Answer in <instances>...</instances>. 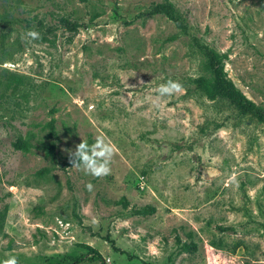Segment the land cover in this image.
Returning <instances> with one entry per match:
<instances>
[{
	"label": "rangeland",
	"instance_id": "rangeland-1",
	"mask_svg": "<svg viewBox=\"0 0 264 264\" xmlns=\"http://www.w3.org/2000/svg\"><path fill=\"white\" fill-rule=\"evenodd\" d=\"M205 46L264 109V0H0V264L88 246L104 264H262L264 122L194 85ZM168 80L182 90L156 107ZM98 136L116 149L102 178L66 163Z\"/></svg>",
	"mask_w": 264,
	"mask_h": 264
},
{
	"label": "trees",
	"instance_id": "trees-1",
	"mask_svg": "<svg viewBox=\"0 0 264 264\" xmlns=\"http://www.w3.org/2000/svg\"><path fill=\"white\" fill-rule=\"evenodd\" d=\"M156 10L163 11L170 18H172L178 25V28L185 30L186 24L182 19L175 14L167 4H159L155 6ZM77 23L72 22L71 27H75ZM43 38V37H41ZM202 52V69L204 74L193 79L194 85L210 97L219 96L229 100L239 113L248 114L260 121L264 122V109L256 106L254 102L233 82L226 76L223 67L221 54L209 47L201 49ZM53 131L50 130V136H53ZM16 147H23L24 144L20 140L13 142ZM51 156H53L54 142L50 141L44 146ZM70 164L69 159L66 161ZM188 249L194 250L195 245L189 244ZM82 257H87L90 260L98 259L101 264H104L99 253L91 246L87 250L78 255L69 256V262L74 263L79 261ZM149 264V263H144Z\"/></svg>",
	"mask_w": 264,
	"mask_h": 264
},
{
	"label": "clouds",
	"instance_id": "clouds-1",
	"mask_svg": "<svg viewBox=\"0 0 264 264\" xmlns=\"http://www.w3.org/2000/svg\"><path fill=\"white\" fill-rule=\"evenodd\" d=\"M39 33L35 30H29L25 33V37L30 40L39 38ZM182 90V84L179 81L168 80L161 84L157 89L158 97L156 107H159V99L166 96H172ZM116 152L115 146L109 139L104 136H98L92 145L86 141L75 145L74 149L68 150L69 161L72 167L82 169L87 175L96 178L107 176L111 172V161ZM89 191L93 185H86ZM2 264H18L17 260L12 257L2 262ZM264 264V261H262Z\"/></svg>",
	"mask_w": 264,
	"mask_h": 264
}]
</instances>
